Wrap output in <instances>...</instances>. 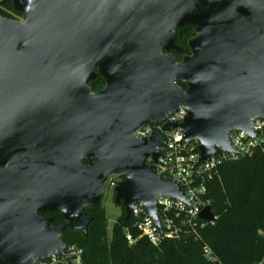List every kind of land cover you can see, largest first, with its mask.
<instances>
[{
	"label": "water",
	"instance_id": "obj_1",
	"mask_svg": "<svg viewBox=\"0 0 264 264\" xmlns=\"http://www.w3.org/2000/svg\"><path fill=\"white\" fill-rule=\"evenodd\" d=\"M9 1L24 20L0 13V264H33L64 250L67 228L86 233L110 176L125 219L140 203L162 233L158 198H183L148 164L163 162L165 132L197 142L201 163L237 152L230 132L255 136L264 119V0ZM186 25L196 33L178 61ZM182 106V123L136 134ZM200 218L217 224L211 206Z\"/></svg>",
	"mask_w": 264,
	"mask_h": 264
},
{
	"label": "trees",
	"instance_id": "obj_2",
	"mask_svg": "<svg viewBox=\"0 0 264 264\" xmlns=\"http://www.w3.org/2000/svg\"><path fill=\"white\" fill-rule=\"evenodd\" d=\"M4 4L21 15L11 2ZM178 34V41L186 44L193 32L180 30ZM93 85L100 88L104 80L98 79ZM219 170L220 176L208 183L207 194L217 224L204 227L201 241L166 239L154 246L140 239L131 246L125 237L130 220L125 219L124 208L109 237L102 204L86 209L92 217L86 233L67 228L62 239L84 249L85 264H260L264 260V152L258 149L251 157L226 161ZM52 217L55 224L64 222L59 211ZM133 234L138 233L133 230ZM205 246L212 250L216 262L205 258Z\"/></svg>",
	"mask_w": 264,
	"mask_h": 264
},
{
	"label": "built area",
	"instance_id": "obj_3",
	"mask_svg": "<svg viewBox=\"0 0 264 264\" xmlns=\"http://www.w3.org/2000/svg\"><path fill=\"white\" fill-rule=\"evenodd\" d=\"M186 116V108L179 107L163 123L144 126L136 134L141 138H148L155 131L162 130L166 123H182ZM252 130L255 136L245 130L230 132V143L237 152L219 150L212 158L201 163L197 142L186 141L179 129L165 132L164 145L161 147L163 162L155 163L149 158L148 164L155 165L159 175L172 177L177 181L183 191V198L166 195L158 198L157 216L162 233L158 223L147 214L144 206L135 204L128 219L130 223L125 227L129 245H135L140 239H146L154 246H160L166 239L201 241L200 233L208 224L200 218V214L207 206L212 205V200L207 197L208 183L220 176V166L239 157H251L258 149L264 152V119L254 120ZM120 180L116 176H110L105 194L113 189L115 191ZM133 230L138 233L137 236L133 234ZM203 254L210 262L217 261L208 246L203 247ZM33 264H85V252L78 245L68 243L62 252L36 260ZM260 264H264V260Z\"/></svg>",
	"mask_w": 264,
	"mask_h": 264
},
{
	"label": "flooded vegetation",
	"instance_id": "obj_4",
	"mask_svg": "<svg viewBox=\"0 0 264 264\" xmlns=\"http://www.w3.org/2000/svg\"><path fill=\"white\" fill-rule=\"evenodd\" d=\"M4 2H11V1H9V0H0V13H1V15L2 16H4V17H7V18H11V19H18V20H24V14L22 13V12H20L21 13V15H17V14H15L13 11H11L10 9H8L7 8V6L4 4ZM13 6V5H12ZM14 9V8H13ZM15 10V9H14ZM16 11V10H15ZM19 12V11H18ZM189 29H191V31L193 32V35H191L188 39H187V43L186 44H183L182 42H179L178 41V36H177V43H178V45L179 46H181V47H183V48H185V50H184V52L183 53H175V56H176V58H177V60L178 61H181L185 56H188V55H190L191 54V52H190V49H189V46H188V41H189V39L190 38H192V37H194L195 36V28L193 27V26H191V25H186V26H184L182 29H179L178 30V32L180 31V30H189ZM178 32H177V34H178ZM179 35V34H178ZM98 79H103L104 80V85L102 86V87H100V88H96L94 85H93V83L96 81V80H98ZM106 78L104 77V76H102V75H97L96 76V78H94V79H92V80H90L89 82H88V84L93 88V92H99V91H101L102 89H104L105 88V86H106ZM181 82H178V84L179 85H181L180 84ZM181 86H183V85H181ZM183 87H186V85L184 84V86ZM53 212H55V211H49V210H46V211H43V212H41L40 213V215L42 216V217H45V218H51V219H53V221H54V218L52 217V213ZM63 223H66V221L64 220V222H62V223H58V224H55V221H54V225H60V224H63Z\"/></svg>",
	"mask_w": 264,
	"mask_h": 264
},
{
	"label": "rangeland",
	"instance_id": "obj_5",
	"mask_svg": "<svg viewBox=\"0 0 264 264\" xmlns=\"http://www.w3.org/2000/svg\"><path fill=\"white\" fill-rule=\"evenodd\" d=\"M114 197L115 191L113 189L105 194L102 201V205L105 208L108 217L109 237L112 236L114 222L117 221L118 217L123 213V207L115 203Z\"/></svg>",
	"mask_w": 264,
	"mask_h": 264
}]
</instances>
